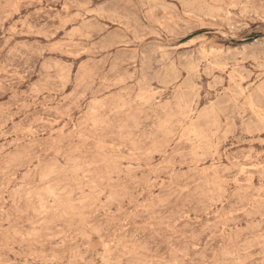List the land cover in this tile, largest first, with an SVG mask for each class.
<instances>
[{"label": "rangeland", "instance_id": "374dc122", "mask_svg": "<svg viewBox=\"0 0 264 264\" xmlns=\"http://www.w3.org/2000/svg\"><path fill=\"white\" fill-rule=\"evenodd\" d=\"M262 168L264 0H0V264H264Z\"/></svg>", "mask_w": 264, "mask_h": 264}, {"label": "bare ground", "instance_id": "6f19581e", "mask_svg": "<svg viewBox=\"0 0 264 264\" xmlns=\"http://www.w3.org/2000/svg\"><path fill=\"white\" fill-rule=\"evenodd\" d=\"M253 4V3H252ZM251 11V10H250ZM191 70V69H190ZM198 72V71H197ZM195 73V72H194ZM235 75H236V73H235ZM193 76V75H192ZM239 77V76H238ZM240 78V77H239ZM57 79H58V77H57ZM152 81V80H151ZM240 81V80H239ZM150 82V81H149ZM161 84H162V82H161ZM166 84V83H165ZM188 86H189V84H188ZM171 88V87H170ZM188 88V87H187ZM187 88H186V90H187ZM239 89V88H238ZM137 99V98H136ZM186 99V98H185ZM187 100V99H186ZM183 106V105H182ZM184 106H186V104L184 105ZM249 108V107H248ZM250 109V108H249ZM191 115H193V114H191ZM186 119H188V117H186ZM193 128V127H192ZM193 130V129H192ZM79 137V136H78ZM196 141V140H195ZM190 142H192V141H190ZM214 151V150H213ZM202 158V157H201ZM125 169V168H124ZM263 169V168H262ZM264 170V169H263ZM81 175V174H80ZM261 177V176H260ZM46 178V177H45ZM262 180H264V179H262ZM18 186V185H17ZM88 191V190H87ZM50 192V191H49ZM52 192V191H51ZM220 192V191H219ZM264 194V193H263ZM54 197V196H53ZM40 207V206H39ZM44 210V209H43ZM40 211H41V209H40ZM39 212V211H38ZM62 215H63V213H62ZM223 216V215H222ZM226 225V224H225ZM31 233V232H30ZM100 240V239H99ZM58 241V240H57ZM244 245V244H243ZM86 247V246H85ZM105 248H106V245H105ZM237 255V254H236ZM237 261H238V259H237ZM99 263V262H98Z\"/></svg>", "mask_w": 264, "mask_h": 264}]
</instances>
